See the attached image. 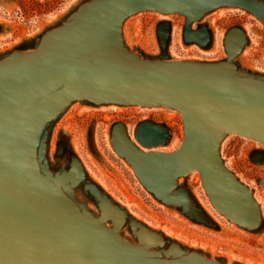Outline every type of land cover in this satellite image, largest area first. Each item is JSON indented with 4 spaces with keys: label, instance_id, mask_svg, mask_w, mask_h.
Wrapping results in <instances>:
<instances>
[{
    "label": "rangeland",
    "instance_id": "obj_1",
    "mask_svg": "<svg viewBox=\"0 0 264 264\" xmlns=\"http://www.w3.org/2000/svg\"><path fill=\"white\" fill-rule=\"evenodd\" d=\"M92 1L0 0V73L31 53L59 51L43 46L42 37L72 22ZM235 27L244 31L245 40L230 60L225 38ZM103 53L107 61L110 56L118 61L192 62L197 68L205 64L209 71L264 82V21L235 5L216 6L190 23L180 11L139 9L106 34ZM60 92L62 97H42L27 110L25 139L30 160H37L38 173L46 181L32 171L35 178L56 193L61 190L69 210L104 227L124 245V254L182 258L195 264H264L263 142L228 132L219 143L218 166L244 190L242 198L256 207L257 221L247 226L216 208L199 169L178 174L172 190L178 203L166 201L144 185L132 163L114 148L115 128L123 125L142 152H176L186 135L178 108L90 97L67 101L64 90ZM60 103V111L44 124ZM144 121L168 129L155 126L165 134L156 143L144 144L136 133Z\"/></svg>",
    "mask_w": 264,
    "mask_h": 264
},
{
    "label": "water",
    "instance_id": "obj_2",
    "mask_svg": "<svg viewBox=\"0 0 264 264\" xmlns=\"http://www.w3.org/2000/svg\"><path fill=\"white\" fill-rule=\"evenodd\" d=\"M142 2L86 3L72 22L42 37L43 46L59 51L31 53L10 71L0 73V264H195L182 258L124 254V245L116 237L69 210L63 196L35 178L25 139L29 132L24 124L27 110L38 99L46 96L45 101L62 90L67 101L90 97L178 108L184 116L186 135L183 147L176 152H142L126 136L123 125L115 128L114 148L132 163L144 185L166 201L178 203L172 192L178 174L199 169L216 208L230 219L255 225L253 202L242 198L244 190L217 162L225 133L237 132L264 143V83L215 74L207 70L208 65L197 68L195 63L177 60L108 63L103 48L106 34L139 9L180 11L190 23L216 6L235 5L264 21V0ZM244 40L241 28L228 32L225 43L230 60L240 52ZM61 104L44 124L60 111ZM155 126L168 129L142 122L136 132L142 143H156L165 134V130L156 132Z\"/></svg>",
    "mask_w": 264,
    "mask_h": 264
},
{
    "label": "bare ground",
    "instance_id": "obj_3",
    "mask_svg": "<svg viewBox=\"0 0 264 264\" xmlns=\"http://www.w3.org/2000/svg\"><path fill=\"white\" fill-rule=\"evenodd\" d=\"M141 1H144V0H141ZM149 1H152V3H154V0H149ZM151 3V2H150ZM143 4H146V3H143ZM20 60V59H19ZM18 60V61H19ZM113 60H112V58L110 57V56H108V63H111ZM17 63V62H16ZM180 63H182V62H180ZM212 72L213 73H215V74H217L218 72L217 71H214V70H212ZM231 76V75H230ZM231 77H234V78H238V79H246V80H249V79H247V78H242V77H236V76H231ZM252 81H259V82H261V83H264L263 81H260V80H254V79H251ZM159 132V131H158ZM35 159V158H34ZM37 161V160H36ZM35 160H34V162L32 161V160H30V168H31V170L32 171H34L35 173H36V176L38 177V178H40V179H42V180H44V181H46L45 180V178H44V176H41V174L40 173H38L39 172V170H38V168H37V165L38 164H36L35 162H36ZM47 181H49V180H47ZM58 194L59 195H61V190H58ZM62 196V195H61ZM66 200V199H65ZM67 201V200H66ZM67 203V202H66ZM69 207V206H68ZM96 220V219H95ZM99 222L100 221V219H98V220H96V222Z\"/></svg>",
    "mask_w": 264,
    "mask_h": 264
}]
</instances>
